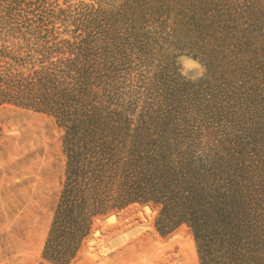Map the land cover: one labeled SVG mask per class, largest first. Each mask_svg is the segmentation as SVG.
Here are the masks:
<instances>
[{
  "label": "rangeland",
  "instance_id": "374dc122",
  "mask_svg": "<svg viewBox=\"0 0 264 264\" xmlns=\"http://www.w3.org/2000/svg\"><path fill=\"white\" fill-rule=\"evenodd\" d=\"M75 126L176 133L246 196L235 263L264 264V0H0V264H80L90 239L103 256L86 264H202L192 230L167 233L151 204L93 217L80 242L53 235ZM130 207L140 230L99 233ZM54 238L74 257L49 260Z\"/></svg>",
  "mask_w": 264,
  "mask_h": 264
},
{
  "label": "trees",
  "instance_id": "16d2710c",
  "mask_svg": "<svg viewBox=\"0 0 264 264\" xmlns=\"http://www.w3.org/2000/svg\"><path fill=\"white\" fill-rule=\"evenodd\" d=\"M176 137L140 127H72L53 235L68 226L75 243L80 242L93 217L135 203L151 204L167 233L182 224L192 230L202 264H236L243 255L232 232L248 213L246 196L232 190L213 166L195 160ZM117 215H109L107 222ZM54 243L55 238L46 249L51 261L65 263L77 252L74 246L63 256Z\"/></svg>",
  "mask_w": 264,
  "mask_h": 264
},
{
  "label": "bare ground",
  "instance_id": "6f19581e",
  "mask_svg": "<svg viewBox=\"0 0 264 264\" xmlns=\"http://www.w3.org/2000/svg\"><path fill=\"white\" fill-rule=\"evenodd\" d=\"M145 207H149L150 205H144ZM145 220L144 215L141 213V211H139V209L135 208V207H130L128 209H126L125 211H123L122 213L118 214L117 216H115L112 220L108 221L105 220L104 224L102 226H100V230L99 233L101 235H103L104 237H106L108 240H113L116 238H124L125 236L136 232L137 230H140V227L143 225V222ZM108 225V226H107ZM181 232H175L172 235L169 236V240L171 241L173 238H179ZM185 233V232H184ZM134 239H131V237L125 239V241H127L128 243L130 242H140L142 241L143 238H141L140 233H137L134 237ZM124 241V242H125ZM159 243L162 244V241H160L159 239ZM101 246V242L100 241H93V240H89L87 242V244H85V246L83 247L82 251H81V256L83 259V264H86L89 260L91 259H95L98 258L102 255V251L100 250ZM159 246V245H158ZM97 249L99 252L95 253V254H91V249ZM162 248V247H161ZM156 250H150L149 252H151L152 254L155 252ZM159 251V250H158ZM160 251H163V249ZM181 253V252H180ZM187 253V252H186ZM184 253L182 255L178 254L176 256H183L186 254ZM158 254V253H157ZM161 257L160 254L157 255L156 259L158 257ZM172 256V255H171ZM180 256V257H181ZM151 258H148L150 262H155L152 261L155 257L154 254L153 256H150ZM175 257V255H174ZM182 257V258H183ZM168 258H170V256H168ZM89 259V260H88ZM173 259V258H172ZM171 259V260H172ZM181 259V258H180ZM160 260V259H159ZM158 260V262H159ZM168 260V259H167ZM179 260V258H178ZM166 261V260H165ZM164 261V262H165ZM173 261V260H172ZM187 262V261H186ZM80 263V264H82ZM175 263V262H174ZM89 264V263H88ZM165 264V263H164ZM168 264V262H167ZM177 264V263H176ZM178 264H183V263H178Z\"/></svg>",
  "mask_w": 264,
  "mask_h": 264
},
{
  "label": "water",
  "instance_id": "95a60500",
  "mask_svg": "<svg viewBox=\"0 0 264 264\" xmlns=\"http://www.w3.org/2000/svg\"><path fill=\"white\" fill-rule=\"evenodd\" d=\"M145 205H149V204H145Z\"/></svg>",
  "mask_w": 264,
  "mask_h": 264
}]
</instances>
